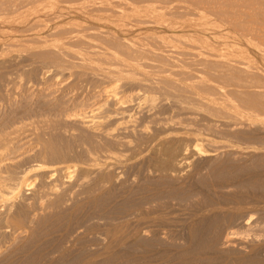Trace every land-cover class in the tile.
Listing matches in <instances>:
<instances>
[{"label": "rangeland", "instance_id": "obj_1", "mask_svg": "<svg viewBox=\"0 0 264 264\" xmlns=\"http://www.w3.org/2000/svg\"><path fill=\"white\" fill-rule=\"evenodd\" d=\"M0 148V264H264V0H0Z\"/></svg>", "mask_w": 264, "mask_h": 264}, {"label": "bare ground", "instance_id": "obj_2", "mask_svg": "<svg viewBox=\"0 0 264 264\" xmlns=\"http://www.w3.org/2000/svg\"><path fill=\"white\" fill-rule=\"evenodd\" d=\"M71 22V21H70ZM69 28V27H68ZM58 43V42H57ZM63 45V44H62ZM59 46V45H58ZM112 60V59H111ZM126 70V69H125ZM115 93V92H114ZM119 100V99H118ZM119 104H122V101H118ZM124 102V101H123ZM101 106V105H100ZM99 106V108H100ZM87 116L86 115H83L82 118H86ZM84 123H87V122H84ZM1 149V148H0ZM198 149V148H197ZM199 152H200V149H198ZM1 151V150H0ZM2 152V151H1ZM0 152V154H1ZM3 154V153H2ZM60 167V166H59ZM61 167H64V166H61ZM45 168L44 165L42 164H39V165H36V166H33V167H30L29 169H27L25 172H23V175L21 176L20 180H18V182H9L10 179H7L8 177H2L3 175L0 174V199H3L5 197H8L9 194H6L10 191V196L9 197H12L14 194H16L21 188L22 186L24 185V183L27 181L28 177H29V173H31L33 170H36V169H43ZM68 169V167L66 168ZM4 178V179H3ZM5 178L8 180L6 182ZM11 181V180H10ZM8 190V191H7ZM7 191V192H6ZM6 192V193H5ZM7 195V196H6Z\"/></svg>", "mask_w": 264, "mask_h": 264}]
</instances>
